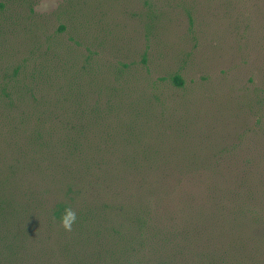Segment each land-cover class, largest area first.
I'll return each mask as SVG.
<instances>
[{
	"label": "rangeland",
	"instance_id": "rangeland-1",
	"mask_svg": "<svg viewBox=\"0 0 264 264\" xmlns=\"http://www.w3.org/2000/svg\"><path fill=\"white\" fill-rule=\"evenodd\" d=\"M0 93V264H264V0H0Z\"/></svg>",
	"mask_w": 264,
	"mask_h": 264
},
{
	"label": "clouds",
	"instance_id": "clouds-1",
	"mask_svg": "<svg viewBox=\"0 0 264 264\" xmlns=\"http://www.w3.org/2000/svg\"><path fill=\"white\" fill-rule=\"evenodd\" d=\"M77 222V215L71 208H65L60 218V223L65 231L71 232Z\"/></svg>",
	"mask_w": 264,
	"mask_h": 264
},
{
	"label": "trees",
	"instance_id": "trees-1",
	"mask_svg": "<svg viewBox=\"0 0 264 264\" xmlns=\"http://www.w3.org/2000/svg\"><path fill=\"white\" fill-rule=\"evenodd\" d=\"M178 80V82H179V86H183V84H184V82L182 81V80H180V79H177ZM2 91H3V95H4V97L6 98V99H8L9 101H8V103H10L13 107H15V101H14V99H15V97L17 96L18 97V95H20L21 93L19 92V91H17V92H15V93H13V91H9L8 89H6V88H3L2 89ZM14 91H16V89H14ZM21 97V96H20ZM14 98V99H13ZM19 98V97H18ZM0 100L2 101V100H4L3 98H2V94L0 93ZM64 209L65 208H60L59 209V211H57L56 212V215L59 217V216H62L63 214V212H64Z\"/></svg>",
	"mask_w": 264,
	"mask_h": 264
}]
</instances>
